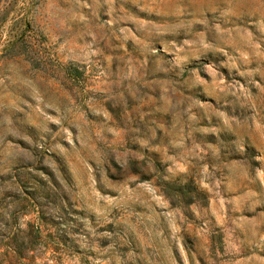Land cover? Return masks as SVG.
<instances>
[{
  "label": "rangeland",
  "instance_id": "374dc122",
  "mask_svg": "<svg viewBox=\"0 0 264 264\" xmlns=\"http://www.w3.org/2000/svg\"><path fill=\"white\" fill-rule=\"evenodd\" d=\"M0 264H264V0H0Z\"/></svg>",
  "mask_w": 264,
  "mask_h": 264
},
{
  "label": "trees",
  "instance_id": "16d2710c",
  "mask_svg": "<svg viewBox=\"0 0 264 264\" xmlns=\"http://www.w3.org/2000/svg\"><path fill=\"white\" fill-rule=\"evenodd\" d=\"M173 191L177 194L176 196H181L183 194L182 189H180L179 187L174 188Z\"/></svg>",
  "mask_w": 264,
  "mask_h": 264
}]
</instances>
